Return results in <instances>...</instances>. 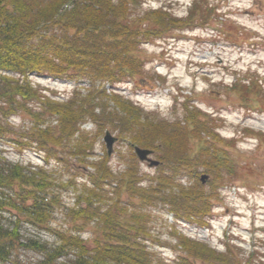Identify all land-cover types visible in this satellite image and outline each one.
<instances>
[{
	"label": "rangeland",
	"instance_id": "rangeland-1",
	"mask_svg": "<svg viewBox=\"0 0 264 264\" xmlns=\"http://www.w3.org/2000/svg\"><path fill=\"white\" fill-rule=\"evenodd\" d=\"M149 13H156L159 20L153 21L156 26L153 34L143 37L149 42L143 41L145 45L140 43L137 51L134 50L143 63L135 80L113 86L104 81L86 82L76 89L78 81L72 72L70 79L56 80L46 75L31 78L35 89L64 103L75 97L83 99L94 91L96 112L106 118L102 125L86 115L85 123L77 125L72 141L47 152L37 144H30L34 125L27 113L0 120L5 128L0 136V164L43 170L50 182L51 195L57 200L50 223L42 228L30 224L27 216L8 207L0 211V223L11 231L18 227L21 242L32 240L52 247L56 244V232L79 234L84 240L92 241L98 234L94 231L96 224L79 223L73 215L86 207L85 199H99L88 195L94 188L90 175L97 173L94 165L108 155L105 136L110 133L116 140L112 154L107 156L108 167L115 176L98 190L102 195L100 205L107 210L120 204L130 214L146 212L145 228L149 236L142 238V242L150 251L174 264L182 251L180 238L185 236L218 255H225L223 260L229 264H264V109L248 110L249 104L235 87L237 80L242 82L245 78L264 80V0L131 2V21L146 27ZM76 91L81 94L76 96ZM111 92L121 99L117 101L110 96ZM257 95L261 99V94ZM259 99L253 97L256 103ZM123 104L135 108L141 121L149 117L150 122L174 125L180 120L193 123L198 119V124H202L198 128H205L207 133L199 136L196 133L190 139L187 151L190 150L191 159L199 154L195 155L202 146L209 149L214 145L216 150L212 147L211 153L217 155L218 151L224 158L223 164H230L229 171L233 174L214 176L200 168L198 191L191 172L184 170L180 176L169 169L170 163L163 158L165 150L161 147L156 151L151 149L152 159L161 162L160 166L151 168L148 163H141L134 151V135L121 133L119 121L113 126L107 123L115 112L126 114ZM29 108L36 112L40 104L34 101ZM45 120L39 128L58 124L56 117ZM82 133L84 145H91L93 149L83 155L76 149ZM132 167L139 172V188H148L150 180L166 168L165 174L175 178L174 191L178 192L179 184L191 192L211 196L210 217L205 225L179 223L170 207L161 203L143 210L139 200L119 189L123 175ZM202 174L210 176L206 184L200 181ZM8 192L13 195L12 190ZM79 196L82 202L77 204ZM77 228L82 230L79 232ZM228 246L232 249L230 254ZM42 258L35 250L17 244L10 261L0 264H38Z\"/></svg>",
	"mask_w": 264,
	"mask_h": 264
},
{
	"label": "trees",
	"instance_id": "trees-1",
	"mask_svg": "<svg viewBox=\"0 0 264 264\" xmlns=\"http://www.w3.org/2000/svg\"><path fill=\"white\" fill-rule=\"evenodd\" d=\"M132 1L0 0V120L27 113L34 125L30 144H37L40 150L47 152L72 141L77 133V125L85 123L86 115L88 119L102 125L106 118H101L96 112V99L92 97L94 91H90L83 99L75 97L64 103L35 89L31 78L46 75L54 79H70L73 78L69 74L72 72L77 81H104L112 86L135 80L143 63L134 52L140 43L145 45L143 41L147 40L143 37L153 34L156 30L153 21L159 19L156 13H149L146 27L131 21ZM160 25L165 27L164 24ZM239 81H236L235 87L249 104L247 109H264V80L245 78ZM103 93L107 94L106 91ZM80 94L79 91L75 92L76 96ZM257 94H261V99ZM110 96L117 101L121 99L115 92H111ZM256 96L259 103L253 100ZM34 101L40 104L36 112L29 108ZM123 107H126V114L115 112L107 123L113 126L119 121L121 133L134 135V147L153 151L159 147L164 149L163 158L170 163L169 169L175 170V175L177 173L180 176L184 175V170L191 172L195 176L198 191L201 189L197 181L200 168L214 176L233 174L229 171L230 164H223L224 158L218 151L217 155L216 152L211 153L214 145L209 149L202 146L195 155L199 154L191 159L190 150L189 153L187 151L190 139L196 133L197 136L207 133L205 128H198L202 125L198 124V119L191 121L193 123L180 120L174 125L150 122L149 117L141 121L135 108L127 104H123ZM102 114L105 115L104 112ZM48 117H56L57 126L39 128ZM3 132L5 128L0 121V136ZM84 140L85 135L82 133L76 142L78 154L93 150L91 145H84ZM107 156L94 165L97 173L90 175L94 188L88 195L98 196L99 199H85L83 202L86 207L73 215L79 223L96 224L94 231L97 230L98 234L96 237L94 235L92 241L84 240L79 234L56 232V244L52 247L32 240L21 242L18 227L11 231L0 223V262H9L18 244L40 253L43 258L38 264H171L150 251L142 242V238L149 236L145 228L148 218L146 212L130 214L120 204L110 206L107 210L100 205L102 195L98 190H102L104 182L115 176L108 167ZM165 170L150 180L148 188H139V172L132 167L127 170L128 174L123 175L119 189L123 193L127 192L132 199L139 200L143 210L161 203L170 207L179 223L205 225L210 217L212 197L191 192L190 188L179 184L178 192L174 191L175 178L166 175ZM45 174L43 170L0 164V211L6 207L14 209L27 216L29 223L36 227L42 228L49 224L57 200L51 195L50 182ZM8 190H12L13 195ZM80 197H77V204L82 202ZM77 230L80 232L82 228ZM179 245L182 251L174 264H229L223 260L225 255H218L206 245L185 236L180 238ZM228 249L230 254L232 249L230 246Z\"/></svg>",
	"mask_w": 264,
	"mask_h": 264
},
{
	"label": "water",
	"instance_id": "water-1",
	"mask_svg": "<svg viewBox=\"0 0 264 264\" xmlns=\"http://www.w3.org/2000/svg\"><path fill=\"white\" fill-rule=\"evenodd\" d=\"M115 138L110 134L107 133L105 136V142L107 143V149H108V154L111 155L113 152V146L115 144ZM135 153L138 157V159L141 162L148 163L149 167H157L159 165L158 161H155L151 158V156L154 154L153 151L148 150V149H141L139 147L135 148ZM209 179L208 175H202L201 176V182L205 184Z\"/></svg>",
	"mask_w": 264,
	"mask_h": 264
}]
</instances>
